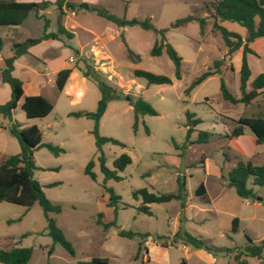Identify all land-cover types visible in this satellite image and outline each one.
Wrapping results in <instances>:
<instances>
[{"label":"rangeland","instance_id":"obj_1","mask_svg":"<svg viewBox=\"0 0 264 264\" xmlns=\"http://www.w3.org/2000/svg\"><path fill=\"white\" fill-rule=\"evenodd\" d=\"M48 1L50 4L43 9L47 12L41 17L37 18L29 11L16 28L0 26V59L11 55V43L39 36L44 19L48 22L46 31H55L58 22L67 26L73 24L74 29L70 30L73 37L60 36L68 48L74 47L69 51V56L76 57L74 64L82 67L83 62L87 63L114 92L131 99L141 97L155 114L138 116L133 128V111L128 100L117 95L107 100L97 132L123 145L109 142L101 145L104 165L111 169L112 160L121 153L128 155L130 162L116 172L119 180L108 179L103 184L91 133L93 121L70 114L95 109L100 92L92 80L86 81L84 94L73 107L55 90L50 92L47 99L52 109L45 118H26L17 104L11 118L21 127L36 125L42 143L48 142L62 149L54 155L41 145L34 148L32 177L40 184L45 197L58 204L59 212H49L48 216L54 219L71 245L72 253L52 242L46 232L45 216L36 202L25 207L0 201V249L30 248L26 264H76L91 257H104L109 264H146L141 261V250L134 258L140 238L118 235L117 231L122 229L148 234L143 244L153 245L152 255L156 261H150L151 264H182L180 243L183 242L172 241L173 233L179 229L200 237L214 252L211 254L216 256V264H228L235 252L220 249H241L247 242L246 237L258 244L264 237V184H253L249 176L245 185L261 200L242 198L233 187L226 185V174L238 161L264 165V145L253 141L248 126H243L239 136L227 135L236 125L238 116L264 113V95L249 103H231L221 97L220 81L232 96H239L241 50L227 55L220 34L212 30L210 3L213 0H63L75 6L70 9L62 2L60 11L55 0ZM81 2L117 18H148L152 29L116 25L92 10L77 8ZM187 16L205 19L201 33L196 20L171 26L174 20ZM219 24L242 38L246 34L244 27L236 22L223 20ZM161 29L163 32H158ZM161 36L181 58L179 78L174 77L173 64L164 51L156 56L149 54L154 41ZM80 45H83L82 49H79ZM90 46L95 49L93 52L89 51ZM43 47L39 44L34 50L42 52ZM248 47L252 53L245 56L251 77L264 71V37L254 39ZM127 49L137 54L139 60L131 61ZM216 59L221 63L218 72H213L212 62ZM59 60L62 62V57ZM66 60L69 64L74 61H69L68 57ZM35 65L41 67L40 62ZM133 69L164 75L171 83L147 84L143 78L132 75ZM206 70H210L208 76L186 91ZM2 85L0 100L6 95ZM45 87L49 90L51 84L47 82ZM185 111L199 119L191 126L188 140L185 139ZM198 131H206L207 140L190 143L196 139ZM18 151L16 138L8 132V121L0 115V160ZM90 159L94 179L84 173ZM177 179L183 181V198L148 203L149 214L138 209L140 198L132 197L133 190L144 187L153 193H176ZM200 183L205 187L207 197L194 194ZM103 186L110 187L119 196L114 205L107 204L109 195ZM234 217L239 223L232 232ZM155 236L159 237L156 239ZM156 241L165 242V247L158 246ZM188 264L202 263L189 261ZM250 264L258 263L253 260Z\"/></svg>","mask_w":264,"mask_h":264},{"label":"trees","instance_id":"obj_2","mask_svg":"<svg viewBox=\"0 0 264 264\" xmlns=\"http://www.w3.org/2000/svg\"><path fill=\"white\" fill-rule=\"evenodd\" d=\"M63 4L70 8H74V4L63 1L55 0L54 4L60 11V7ZM50 2L48 0L40 1H15V0H0V26H14L22 22L29 11H33V14L38 18L42 15L38 12L45 9ZM212 12L210 17L211 28L214 32L220 34L223 45L226 49V54L229 55L234 50L241 48L240 65L238 69V89L239 96H232L222 81L219 84V90L221 97L231 103L241 102L249 103L256 97L264 94V71L257 73L249 82L248 88H246V81L249 76V68L246 63L245 54L252 53L247 47V43L258 37H264V0H213L210 3ZM77 8H83L85 10H92L97 15L104 17L105 19L115 23L116 25H138L142 29H152V25L149 19L137 20L135 18L125 19L117 18L116 16L81 2L77 5ZM189 20H196L198 22L200 33L203 31L205 19L203 17L187 16L184 18L176 19L171 23V26L181 25ZM227 20L233 21L244 27L246 34L242 39L239 34L229 31L219 24L220 21ZM48 25L47 19L43 20L42 33L37 37L25 38L19 42H13L11 44V55L3 58L2 66L0 67V81L8 85L9 97L6 101L0 103V115L8 121V132L16 138L19 144V151L16 154L8 155L0 160V201H7L25 207L30 206L36 202L44 216L46 221V232L51 238L53 243H58L69 254L72 253V248L69 242L64 238L61 230L56 226L52 217L48 216L49 212H59L58 204L49 201L41 190L40 184L32 177V170L35 165L32 160V151L37 146H43L52 154L57 155L62 149L56 145L50 143L41 142V132L39 128L32 124L29 126L21 127L18 122L11 118L12 110L16 107L18 101L19 107L22 110L26 118H42L46 116L52 109V104L46 98L41 95H23L21 81L11 74L13 68V61L18 56L27 52L28 47L38 43L40 40L46 38L58 39L59 35L70 38L72 33L65 30L61 23H57L55 31H46ZM162 33L163 29L158 30ZM2 40L0 38V48ZM162 51L165 52L167 57L171 60L174 67V77L179 78L180 75V63L181 58L172 48L170 44L163 40L161 36L159 40L154 41L152 47L149 50V54L152 56L159 55ZM127 57L136 62L139 60V56L133 53L130 49H127ZM220 59L213 60V72H218ZM74 67L87 79L94 82L100 92V97L97 100L96 107L93 111H77L70 114L74 116H84L92 119L93 128L91 133L94 136V145L97 152V161L99 164V170L102 174V183L108 179L119 180L120 176L116 173L122 170L129 162L130 158L125 153H121L112 160V168H107L104 165L103 155L101 153V145L105 142L112 144L123 145L120 141L106 136H101L97 132L98 120L103 113L107 100L111 97H117L114 94V89L107 85L99 76V74L87 63L83 62L82 67L77 64ZM231 69V65H229ZM71 68L64 67L59 69L54 78V84L57 91L61 90ZM210 70L202 72L196 77L189 87L198 84L205 79ZM132 75L135 77H141L148 83L154 84H170L171 81L168 77L160 74H153L143 69H133ZM129 105L133 111V128L136 127L138 116L144 114L154 115L153 108L141 97L137 96L133 99L128 98ZM187 118L185 139L188 140L189 134L194 124L199 122L198 118H195L193 113L185 111ZM236 125L227 135L229 137H235L242 134L243 126H248L253 135L254 142L256 144L264 145V113L255 116H243L240 115L235 120ZM208 138L206 131H198L195 140L190 143L205 142ZM93 161L90 159L85 167L84 173L91 179L95 178V174L92 171ZM251 176L252 183L258 186L264 184V165L252 164L249 161H238L226 174V185L234 188L235 193L242 198H251L256 201H260L261 198L254 194V192L246 187V179ZM177 192L176 193H153L146 188H138L131 192L133 198H140L141 205L138 209L144 213L149 214L148 203L166 202L171 199H180L184 197L183 181L177 179ZM105 192L108 193L109 206L114 205L119 196L114 194L110 187L103 186ZM195 195H203L204 188L200 183L194 190ZM99 216V215H98ZM99 222V217L97 219ZM237 218L231 220L230 230L233 232L236 230ZM106 225V224H104ZM118 235L124 237L137 236L140 238L138 242L134 258L138 257V252L141 250L144 252L146 249L142 246V241L147 237V233H138L130 230L119 229ZM159 236H155L157 239ZM179 239L184 244H188L193 248H203L210 253H214L210 250L200 237L193 236L186 231L177 229L173 233L172 241ZM241 249H238L234 254L235 264H247L245 258L242 256H251L256 258H264L261 253L264 249V237L259 240L258 244H254L249 238ZM165 245L166 243H161ZM222 251H228L227 248L220 249ZM31 254L30 248L27 247H12L8 250L0 249V263L2 264H26ZM76 264H109L108 260L104 257H91L88 260H80Z\"/></svg>","mask_w":264,"mask_h":264},{"label":"crops","instance_id":"obj_3","mask_svg":"<svg viewBox=\"0 0 264 264\" xmlns=\"http://www.w3.org/2000/svg\"><path fill=\"white\" fill-rule=\"evenodd\" d=\"M15 1H18V0H15ZM71 11H73V10H71ZM46 12H47L46 10H40L38 13L44 14ZM60 23L65 28V30H67V31L74 29L73 24H69L67 26L66 24H64L62 22H60ZM18 25H14L11 27L16 28ZM72 37H73V33H72ZM258 38H260V37H258ZM253 40L249 41L248 43H252ZM248 43H247V47H248ZM39 44L44 46L42 49V52L41 51L38 52V51L34 50L35 47ZM67 45L68 44L61 39L60 35H59L58 39L46 38V39L40 40L38 43L28 47L26 53H24V54H22V55H20L14 59L13 64H12L13 68H12L11 74L13 76L17 77L21 81L23 95H41L47 99L48 94L52 91L54 92V90H55V92L57 94H61L67 100V103L70 107H73L75 104L80 102V100L84 94L85 83L89 79L84 77L74 67V65H75L74 63L76 61V57L74 55H72V58L74 60L72 62V64H69L68 61L66 60L67 57L69 55H71L69 53L70 48L74 49V47L68 48ZM82 48H83V45H80L79 49H82ZM238 49L241 50V48H238ZM94 50L95 49L92 46L89 47L90 52H93ZM43 52H44V54H43ZM77 53L79 54L80 51H78ZM247 55H249V53ZM59 57H62V59H63L62 62L59 60ZM245 58H246V56H245ZM2 60H3V58L0 59V65H2ZM36 62L41 63L40 68L36 67V65H35ZM246 63H247V66L249 68L247 58H246ZM64 67H69V68H71V70H70V72L66 78V81L64 82L61 90L57 91L55 88V84H54L55 74L59 69L64 68ZM250 73L251 72L249 69V76H248V79L246 81V88H248V84H249L250 80L259 72H256L251 77H250ZM47 82L49 84H51V87H49L50 91L47 90L45 87V84ZM0 85L3 86V88L6 92L5 97L0 100V103H2L4 101H6L9 97V88H8V85L6 83L1 82V81H0ZM262 95H264V94H262ZM19 103H20V101H18L17 104L19 105ZM68 113L69 112H67V114ZM47 115L42 117V118L47 117ZM23 124L26 125V122H24ZM27 126H29V125H27ZM253 141H254V139H253ZM203 188H204V195L206 196V189L204 186H203ZM238 223H239V219H237L236 225H238ZM236 228H237V226H236ZM262 238L263 237H261V239ZM156 244L160 247H165V245H166V244L162 245L161 242H159V241H156ZM180 244L182 246V251H183V257L181 258L182 264H188L189 261H192L193 263L198 261L202 264H216V261H217L216 256L211 254L210 252L206 251L205 249L193 248V247H190L189 245H184L183 243H180ZM142 246H144L146 250L144 252H142L141 261L142 262L144 261V263H146V264H151L150 261H156V259L152 255V249H153L152 246L153 245L152 246H145L143 244V241H142ZM227 249H228V252H230L231 250L236 252L238 250L235 247L234 248H227ZM263 251H264V249H263ZM234 254L235 253H233L232 261L230 260L231 263L229 262L228 264H235ZM261 256L263 257L264 254L261 253ZM242 257L245 258L247 264H250L253 260L256 261L258 264H264V258H256V257H251V256H242ZM163 264H167V262H164Z\"/></svg>","mask_w":264,"mask_h":264},{"label":"water","instance_id":"obj_4","mask_svg":"<svg viewBox=\"0 0 264 264\" xmlns=\"http://www.w3.org/2000/svg\"><path fill=\"white\" fill-rule=\"evenodd\" d=\"M115 93V95H117L118 97H120V98H123V99H125V100H128V96H125V95H122V94H120L119 92H114Z\"/></svg>","mask_w":264,"mask_h":264},{"label":"built area","instance_id":"obj_5","mask_svg":"<svg viewBox=\"0 0 264 264\" xmlns=\"http://www.w3.org/2000/svg\"><path fill=\"white\" fill-rule=\"evenodd\" d=\"M69 61H73V58L71 56H68Z\"/></svg>","mask_w":264,"mask_h":264}]
</instances>
